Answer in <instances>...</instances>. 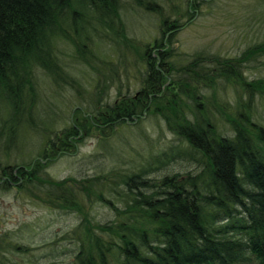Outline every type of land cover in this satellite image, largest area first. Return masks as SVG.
Returning a JSON list of instances; mask_svg holds the SVG:
<instances>
[{
  "label": "trees",
  "instance_id": "trees-1",
  "mask_svg": "<svg viewBox=\"0 0 264 264\" xmlns=\"http://www.w3.org/2000/svg\"><path fill=\"white\" fill-rule=\"evenodd\" d=\"M199 2L187 0V5L195 8ZM255 4L264 7V0ZM119 7V0H0V140L10 143L38 127L55 132L50 130L49 109L41 115L37 100L41 73L51 79L59 70L66 74L54 50L57 38L77 47L84 37L92 41L83 34L99 30L120 41L125 33L117 35L122 30L118 23H124ZM159 42L164 47L162 38ZM153 45L157 47L156 39ZM149 49L137 97L119 91L112 102H102L100 96L87 111L76 107L71 122L81 125L70 124L64 131L78 135L84 125L90 130L141 121L145 112L163 117L167 128L187 143L175 154L188 155L202 166L195 173L165 176L155 188L142 177L145 168L121 175L124 205L114 203L111 226H92L83 214L73 229L76 240L67 264H264V127L251 112L253 94L264 98V77L248 80L242 72L245 63L264 56V36L239 55L205 59L198 52L186 64L172 59L180 56L172 48L154 56ZM79 54L83 57L84 51ZM230 86L247 99L241 95L233 105L222 99ZM222 108L235 110L224 116L225 125L215 115ZM63 139L49 137L43 149L55 156ZM43 160L25 163L30 171L19 168L18 179L8 165L1 166L0 179L6 178L0 186L7 188L10 180L36 188L46 184L33 173ZM161 160L157 157L155 163ZM83 180L77 183L90 186L81 191L94 193L96 179ZM46 181L51 187L47 195L60 207L75 203L77 194L65 187V180ZM105 197L96 196L101 202L111 200ZM13 246L19 247L6 243L3 248Z\"/></svg>",
  "mask_w": 264,
  "mask_h": 264
},
{
  "label": "rangeland",
  "instance_id": "rangeland-1",
  "mask_svg": "<svg viewBox=\"0 0 264 264\" xmlns=\"http://www.w3.org/2000/svg\"><path fill=\"white\" fill-rule=\"evenodd\" d=\"M119 2L124 23H118L122 30L117 35L123 32L126 35H122L120 41L106 37L99 30L83 34L90 36L92 41L84 37L78 40L77 47L67 38L56 40L54 50L66 74L59 70V75L51 79L41 73L37 100L41 115L49 109L50 130L55 132L51 134L38 127L19 134L10 143L0 140V145L6 147V151L0 148V167L8 165L15 179L19 178V168L30 171L25 163L33 158H46L33 172L46 184L36 188L30 183L10 180L7 188L6 184L0 186V260L3 264H67L76 240L73 229L78 227L83 214L92 226H111L115 219L114 203L120 207L124 205L120 193L124 188L120 183L121 175L145 168L142 177L155 188L162 184L165 176L186 175L187 171L195 173L202 166V162L197 163L188 155L174 153L188 146L167 128L163 117L143 112L141 121L113 124L110 128L97 125L100 130L102 127L101 131L89 130L84 125L78 135H73L64 129L70 124L81 125L77 120L71 122L74 108L87 111L100 96L101 101L112 102L119 91L137 97L143 84V56L149 47L153 56L158 50L172 48V53L180 55L172 59H177V64H186L198 52L205 59L213 54L239 55L264 36V7L256 5V0H200L195 8H189L187 0ZM162 22H165L163 29ZM161 38L164 47L160 46ZM155 39L157 47L153 45ZM82 51L83 57L79 54ZM242 72L248 80L264 77V56L245 63ZM241 95L247 99L246 93L230 86L223 91L222 99L233 105ZM222 109L216 110L215 115L220 124L225 125L224 116L235 110ZM251 110L253 119L264 127V98L253 94ZM49 137L55 140L64 137L61 140L63 149L55 156L43 149ZM157 157L162 160L155 163ZM1 178L0 184L6 177ZM92 178L97 183V188L93 185L95 192L83 193L81 188L90 184L80 182V185L77 181ZM46 180L53 183L65 180V187L77 194L75 203L70 200L72 205L60 207L58 201L47 195L51 187ZM99 194L111 200L101 202L96 198ZM77 206L80 211L76 210ZM6 243L19 247L4 249Z\"/></svg>",
  "mask_w": 264,
  "mask_h": 264
},
{
  "label": "bare ground",
  "instance_id": "bare-ground-1",
  "mask_svg": "<svg viewBox=\"0 0 264 264\" xmlns=\"http://www.w3.org/2000/svg\"><path fill=\"white\" fill-rule=\"evenodd\" d=\"M152 177V176H151Z\"/></svg>",
  "mask_w": 264,
  "mask_h": 264
}]
</instances>
